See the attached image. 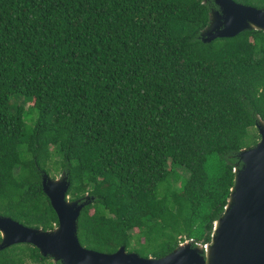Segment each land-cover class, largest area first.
<instances>
[{
    "label": "trees",
    "instance_id": "1",
    "mask_svg": "<svg viewBox=\"0 0 264 264\" xmlns=\"http://www.w3.org/2000/svg\"><path fill=\"white\" fill-rule=\"evenodd\" d=\"M216 8L0 0V215L53 229L41 173L64 172L68 199L89 197L77 220L86 248L160 257L209 242L237 154L264 121V30L204 42ZM28 263L60 264L28 243L0 249V264Z\"/></svg>",
    "mask_w": 264,
    "mask_h": 264
},
{
    "label": "water",
    "instance_id": "2",
    "mask_svg": "<svg viewBox=\"0 0 264 264\" xmlns=\"http://www.w3.org/2000/svg\"><path fill=\"white\" fill-rule=\"evenodd\" d=\"M213 2L217 8L209 12L208 24L200 33L204 42L244 30H264V7L234 0ZM255 126L259 140L237 154L240 166L233 168V185L222 214L212 224L209 242L185 239L160 257L141 256L123 245L111 253L86 248L78 239L77 220L89 197L68 199V176L62 172L51 178L42 172V190L57 215V225L43 230L0 215V249L28 243L60 264H264V121Z\"/></svg>",
    "mask_w": 264,
    "mask_h": 264
},
{
    "label": "rangeland",
    "instance_id": "3",
    "mask_svg": "<svg viewBox=\"0 0 264 264\" xmlns=\"http://www.w3.org/2000/svg\"><path fill=\"white\" fill-rule=\"evenodd\" d=\"M24 100H26L27 103H25V107H28V103L29 100L27 97H24ZM21 101V100H20ZM27 114L24 115V119H25V123L27 126H31L33 124V116H31L28 112H26ZM248 144H249V140H248ZM175 169L181 174V175H186V172L183 169H180L178 166L175 167ZM49 176L51 177H59L60 175H58L56 172L54 171H50L49 172ZM160 192H162V189H160ZM132 247V246H131ZM131 247L128 248V250L131 249ZM143 256V255H142ZM51 259V258H50ZM52 260V259H51ZM53 262V260H52ZM28 264H34V263H28Z\"/></svg>",
    "mask_w": 264,
    "mask_h": 264
}]
</instances>
